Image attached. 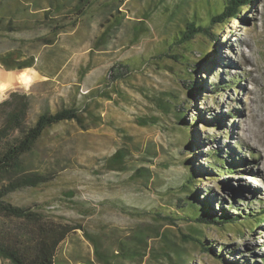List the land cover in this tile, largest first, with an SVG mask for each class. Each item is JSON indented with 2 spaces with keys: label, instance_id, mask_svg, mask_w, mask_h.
Segmentation results:
<instances>
[{
  "label": "rangeland",
  "instance_id": "1",
  "mask_svg": "<svg viewBox=\"0 0 264 264\" xmlns=\"http://www.w3.org/2000/svg\"><path fill=\"white\" fill-rule=\"evenodd\" d=\"M209 1L216 10L224 3ZM206 7L205 0H0V54L34 58L28 69L0 65V102L15 91L28 95L32 124L44 112L94 101L85 114L86 129L74 122L55 125L23 157L28 172L52 174L54 180L7 197L13 205L38 204L51 219L80 226L60 245L55 264H101L92 241L110 264H264V220L254 219L264 210V0H252L235 20L210 26L215 38L193 40L186 56L189 70L195 69L188 80L195 84L194 97L168 70L139 66L195 11L199 23L208 25ZM119 62L137 68L115 84L126 102L109 101L98 91L109 90V69ZM153 92L178 95L187 132L171 115L156 126L137 125L136 117L158 116L145 96ZM119 131L141 147L155 148L151 160H135L155 180L135 186L129 173L104 171L103 160L121 144ZM183 136L185 148L179 144ZM216 153L226 159L223 167ZM189 177L195 182L185 193ZM195 196L211 215L239 220L223 228L154 220L164 209H186ZM139 228L152 236L153 229L165 233L164 241L149 239L148 251L161 252L168 243L180 258L134 254ZM182 233L201 238L203 245L182 240ZM122 243L129 249L126 257L117 255Z\"/></svg>",
  "mask_w": 264,
  "mask_h": 264
},
{
  "label": "trees",
  "instance_id": "2",
  "mask_svg": "<svg viewBox=\"0 0 264 264\" xmlns=\"http://www.w3.org/2000/svg\"><path fill=\"white\" fill-rule=\"evenodd\" d=\"M82 1V0H81ZM207 11L205 18L208 25L199 23L201 18L195 13L186 19L183 26L176 30L170 39H165L156 48L154 53L146 58L141 59L140 68L152 67L153 70L159 72L168 70L174 81L181 83L185 91H190V97H194L195 84L188 81L192 77L195 69L188 68V57L186 53L189 46H192L193 40L198 36H211V27L216 24H223L227 19L237 17L242 7L249 5L252 0H224L221 9H211L210 1L205 0ZM209 6V7H208ZM79 11V7H74ZM51 9V8H50ZM210 9V10H209ZM49 12V10L47 11ZM49 14V13H47ZM45 18L50 20L49 15ZM52 20V19H51ZM120 22V21H118ZM12 31V30H10ZM57 30L55 31V33ZM214 34V33H213ZM44 44H51V39H39ZM210 46L214 49V39H211ZM189 52V51H188ZM172 63V67L166 65ZM0 65L6 70H23L32 68L34 58H22L20 53L9 51L0 54ZM137 68L131 66L128 62H119L109 69V79H107L106 87L98 90L100 96L109 101L124 100L127 101L126 93L118 86L117 82L125 80ZM188 82V85L186 83ZM188 94V92H187ZM114 95V97H113ZM152 106L158 112V116L149 115L136 117L137 125L141 127L156 126L160 119L168 118L170 115L175 118L176 126L184 125L182 132H187L185 124H183V116L180 114L177 105L178 95L174 92H153L145 95ZM94 103H85L82 108L74 105L68 108H62L54 113L44 112L40 114L36 121L32 124L27 122L28 111L30 108L29 96L25 93L11 92L8 97L0 102V260L4 264H55L58 249L72 233L80 229L78 225H72L62 221L51 219L46 215L40 205L36 204L30 207H19L7 201V197L17 191L26 188H37L54 180L52 174H40L37 172H28L23 165V157L31 153L37 142L42 138L44 133L55 125L64 122H74L80 128L86 129L85 114L90 113V108ZM92 116V114H91ZM180 128V127H179ZM121 137L120 146L108 157L103 160V169L106 172L113 173H129V179L135 186H141L143 183L155 180L149 169L137 165L146 163L150 158L156 155L153 146L148 145L141 147L135 139L128 135L125 131H119ZM179 140V144L185 148L187 141ZM136 155V156H135ZM214 159L224 166L222 156L216 153ZM226 162V161H225ZM193 177H189L183 184V192L190 193L193 189ZM189 198V197H188ZM197 197H190L187 208L179 207L178 211H165L154 214V220L162 218L168 220L169 225L175 224L177 220L195 221L205 225H214L216 227L225 226L228 223H234L239 220L238 216L226 217L225 215L218 217L214 213L211 215L210 209L206 205H200L195 201ZM257 224L263 222L264 210L260 215H255ZM155 235H151V231L145 228H139L136 235L137 251L134 254L144 258L147 254L162 257L169 262L173 260V254L180 258V254L166 243L160 248L161 252L148 251V242L150 238L156 237L159 240H165V233L156 229L152 230ZM181 239L186 242H192L203 245L201 238L195 235H187L182 233ZM95 247V256L101 264H110L107 255L98 248L95 241H92ZM141 248V249H140ZM139 249V250H138ZM209 251L210 249H206ZM147 252V253H146ZM124 257L129 255L128 247L124 243L117 249V255ZM182 262L175 261L174 264Z\"/></svg>",
  "mask_w": 264,
  "mask_h": 264
},
{
  "label": "bare ground",
  "instance_id": "3",
  "mask_svg": "<svg viewBox=\"0 0 264 264\" xmlns=\"http://www.w3.org/2000/svg\"><path fill=\"white\" fill-rule=\"evenodd\" d=\"M218 61H219V59H218ZM260 146H261V145H260ZM227 152H228V151H227ZM232 154H233V153H232ZM224 158H225V157H224ZM231 158H232V156H231ZM227 159H228V158H227ZM234 159H235V158H234ZM239 191H240V192H243V190H241V189H239L238 192H239Z\"/></svg>",
  "mask_w": 264,
  "mask_h": 264
},
{
  "label": "water",
  "instance_id": "4",
  "mask_svg": "<svg viewBox=\"0 0 264 264\" xmlns=\"http://www.w3.org/2000/svg\"><path fill=\"white\" fill-rule=\"evenodd\" d=\"M188 235V234H187ZM196 244V243H195ZM201 246V245H200Z\"/></svg>",
  "mask_w": 264,
  "mask_h": 264
}]
</instances>
